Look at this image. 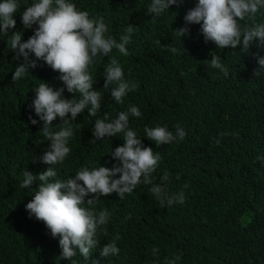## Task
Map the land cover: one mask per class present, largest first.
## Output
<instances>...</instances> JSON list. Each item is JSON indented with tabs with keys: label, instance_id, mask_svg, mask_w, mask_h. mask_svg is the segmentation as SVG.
I'll return each instance as SVG.
<instances>
[{
	"label": "trees",
	"instance_id": "obj_1",
	"mask_svg": "<svg viewBox=\"0 0 264 264\" xmlns=\"http://www.w3.org/2000/svg\"><path fill=\"white\" fill-rule=\"evenodd\" d=\"M195 2L182 0L153 17L146 14L148 0H74L80 10L102 17L114 38L128 24L136 27L126 46L129 54L111 53L136 87L119 105L110 92H103L101 113L74 126L70 153L57 166L58 178L70 177L84 166H110L108 155L122 145V137L92 145L94 120L135 105L142 116L130 117V127L161 155L154 182L168 174L169 190L183 189L186 196L183 205L165 208L152 198L149 185L138 184L122 200L114 193L100 197L94 207L109 211L110 221L89 257H74L77 264H158L173 255L181 257L178 264H264V166L255 159L264 155V74H255L258 66L252 56L259 50L252 46L242 53L238 46L222 55L228 73L224 75L209 60L225 49L205 43L199 26L193 25L182 40L183 53L173 30ZM15 19L16 30L23 31L26 40L32 30L22 28L19 15ZM260 19L264 17L257 16L256 22ZM5 44L0 37V126L7 110L26 99L39 81L58 80V73L40 62L25 78L12 81L17 62ZM169 47L179 53H170ZM108 62L107 56L98 58L93 70L101 72ZM156 124L172 131L180 126L186 136L157 147L142 131ZM11 130L20 136L31 134L26 125ZM8 139L0 140V264H69L59 259L57 239L43 222L28 218L24 205L32 193L19 186L25 170L36 175L49 167L40 162L46 143L38 140L16 153ZM36 188V183L31 185V190ZM115 236L119 254L100 257L99 247ZM153 248L158 249L157 257L151 254Z\"/></svg>",
	"mask_w": 264,
	"mask_h": 264
},
{
	"label": "clouds",
	"instance_id": "obj_2",
	"mask_svg": "<svg viewBox=\"0 0 264 264\" xmlns=\"http://www.w3.org/2000/svg\"><path fill=\"white\" fill-rule=\"evenodd\" d=\"M181 3L182 0H148L146 14L159 17L171 6ZM17 15L22 28L32 30L26 40L23 31L16 30ZM257 16L264 17V0H196L195 6L183 16L182 25L173 32L180 38L182 48L183 38L189 35L193 25H198L205 43L225 49L219 55L211 54L209 60L211 67L224 75L228 73L222 55L233 52L238 46L242 53H247L254 46L259 50L252 54L258 66L255 74H264V19L256 22ZM135 30L134 25L128 24L122 34L114 38L102 17H92L80 10L74 0H31L30 3L28 0H0V37L6 39V51L13 53L17 62L11 73L12 81L25 78L40 62L58 73L57 81H39L26 99L7 110L0 126V140L8 136L6 142L16 153L29 149L38 140L46 143L47 150L40 162L49 167L36 175L25 170L19 186L32 193L24 205L28 218L43 222L51 237L57 239L59 259L69 264H77L74 257L78 255L87 259L99 244L97 237L106 232L111 214L94 207L100 197L114 193L122 200L138 184H143L149 185V193L161 207L183 205L186 200L183 189L169 190L168 174L162 175L160 182H154L153 173L161 155L145 146L130 127V117L142 116L135 105H129L112 117L104 114L94 120L92 145L111 137H122V145L111 148L108 155L112 161L110 166L101 163L84 166L70 177L58 178L57 166L62 165L70 153L74 126L85 117L90 119L101 113L103 92H110L119 105L135 89L136 84L125 78L121 63L111 56L113 50L122 56L129 54L126 46ZM168 51L179 53L176 47H169ZM105 56L109 62L96 73L94 62ZM17 125H26L30 136L14 133L11 129ZM142 131L143 137L157 147L180 142L186 136L180 126L172 131L166 125L156 124L144 126ZM224 135L227 133H220ZM255 159L264 166V155H257ZM34 183L37 188L31 190ZM118 239L115 236L100 246V257H116L120 251L116 244ZM157 253L158 249L153 248L152 256L157 257ZM180 259L179 255H173L158 264H178Z\"/></svg>",
	"mask_w": 264,
	"mask_h": 264
}]
</instances>
